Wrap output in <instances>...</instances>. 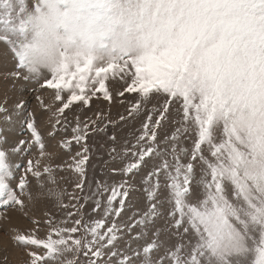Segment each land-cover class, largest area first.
Wrapping results in <instances>:
<instances>
[{"label":"snow or ice","instance_id":"6c2138e0","mask_svg":"<svg viewBox=\"0 0 264 264\" xmlns=\"http://www.w3.org/2000/svg\"><path fill=\"white\" fill-rule=\"evenodd\" d=\"M19 4L17 10L13 0H0L8 33L0 40L18 61L13 76L54 91L62 106L52 112L49 135L63 133L67 152L77 150L71 163L41 168L51 154L28 112L30 138L0 146V207H23L21 197L33 200L32 180L41 189L56 185L62 167L79 177L72 193L47 190L64 210L62 219L45 212L31 221L34 229L15 236L29 249L28 264H264V0H32L33 10L25 0ZM109 74L122 82L120 96L137 94L130 117L152 105L122 153L131 159L112 169L133 176L150 164L141 181L147 207L127 223L120 217L134 190L128 180L96 181L90 194L76 195L87 183V140L120 123L102 111L73 123L65 112L89 106L97 92L112 101ZM26 103L15 105L17 114ZM109 139L118 143L115 132ZM33 148L40 159H28L24 173L14 176L10 153ZM65 195L74 203L65 204Z\"/></svg>","mask_w":264,"mask_h":264},{"label":"rangeland","instance_id":"374dc122","mask_svg":"<svg viewBox=\"0 0 264 264\" xmlns=\"http://www.w3.org/2000/svg\"><path fill=\"white\" fill-rule=\"evenodd\" d=\"M30 6L32 0H25ZM17 10L20 6L19 0H13ZM0 9V13H2ZM15 15V12L13 13ZM2 18H0V36H4L8 33L4 30ZM0 51L3 55L0 56V106L7 109L6 113L0 114V146L5 149H10L18 140H28L30 138V132L26 129L25 116L28 112H31L37 123L39 131L44 137L46 145V152L51 156L41 159V168L45 164H51L54 168L63 162L71 163V156L75 154L76 148L72 153H68L67 150L61 144V137L64 135L61 133L56 136L55 139L50 137L49 133L52 129V125L55 123L56 117L52 116L57 108L61 107V103L54 100V91H38L37 85L34 80H24L22 78H16L13 76L14 71L18 69L14 68V62L18 64L15 58V54L11 52V45L5 40H0ZM27 74V70H24ZM48 76V73H44ZM110 78L106 82L110 94L113 96L112 101H104L103 94L97 92L96 96L92 97L89 106L80 107L73 106L70 109H66L68 120L75 122V118L78 116L81 120L86 118L96 119V113L102 111L104 117L120 123L119 128L108 127L107 133L93 134L87 140V144L90 148L89 161L87 163V183L85 184L84 193L76 192V195H88L91 190L95 188L96 181H107L109 185L113 181L128 180L130 184L134 186V190L130 193L127 199L126 208L120 217L122 223H127L132 218H139V214H142L147 207V201L145 200L144 185L141 183L142 179L146 176L150 164L147 167L141 168L133 176H122L112 172L113 168H122L124 164L129 162L130 157H123L122 153L125 146L131 148L135 142V138L139 135V128L142 122L146 120L148 115V109L152 108V105H147V109L141 108V115L133 119L129 116V112L133 111L135 101L138 99L135 93H124V96H120L119 92L123 91L122 82L119 84L113 83L111 74ZM41 96L46 106H49L51 110H45L41 108L40 103L36 97ZM21 101H26L24 106V112L17 114L15 105ZM127 117V123L119 120L120 116ZM10 116L11 122L5 121L4 117ZM63 123V116L59 117ZM60 125H57L59 128ZM174 125H167V130L170 132ZM116 133L118 143L113 145L109 139L113 133ZM70 136L71 133L69 132ZM160 140H163V132L161 133ZM186 143V141H185ZM115 147L116 153H110V149ZM165 145L160 144V148L164 149ZM121 154L116 160L112 159V156ZM28 159H40L39 151L33 148L29 153H19L9 155V163L14 169V176L22 175ZM57 184L52 185L45 183L44 188L41 189L37 186L35 180H32L30 186V192L33 195V200L29 201L27 196L21 197L24 200V206L21 207H0V264H28V251L29 249L20 245L16 240L17 234H27L34 229V225L31 221L33 219L43 220L44 213L48 212L56 219H62L64 217V210L56 206V201L49 198L46 193L49 188H56L67 193L74 191V184L78 181L79 177L74 171H69L67 167L58 169L55 173ZM47 180V177H44ZM91 185V188L89 187ZM15 187V182H13ZM18 191V189H17ZM106 198V197H105ZM64 203H74L71 201L68 195H65ZM91 204L87 205L86 211H90ZM27 214V215H25ZM163 224L164 222H159ZM71 225H69L70 227ZM140 229H136L139 232ZM47 231L41 227L39 235L45 237ZM125 240H129V234L123 233ZM132 235H135L133 233ZM129 243L131 241L129 240ZM120 247H124V241L120 242ZM135 248L136 244H132ZM70 258V257H69Z\"/></svg>","mask_w":264,"mask_h":264},{"label":"clouds","instance_id":"9594fccd","mask_svg":"<svg viewBox=\"0 0 264 264\" xmlns=\"http://www.w3.org/2000/svg\"><path fill=\"white\" fill-rule=\"evenodd\" d=\"M29 7H30V10H33V9L31 8V5H30Z\"/></svg>","mask_w":264,"mask_h":264}]
</instances>
